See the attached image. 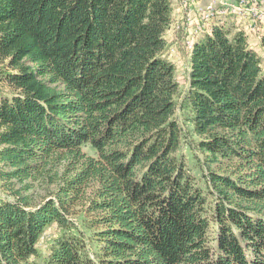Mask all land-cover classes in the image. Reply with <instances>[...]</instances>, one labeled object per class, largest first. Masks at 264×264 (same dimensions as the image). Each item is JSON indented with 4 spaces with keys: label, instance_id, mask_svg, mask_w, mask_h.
I'll use <instances>...</instances> for the list:
<instances>
[{
    "label": "trees",
    "instance_id": "obj_1",
    "mask_svg": "<svg viewBox=\"0 0 264 264\" xmlns=\"http://www.w3.org/2000/svg\"><path fill=\"white\" fill-rule=\"evenodd\" d=\"M173 22L171 0H0V264H264L261 58L213 26L181 91Z\"/></svg>",
    "mask_w": 264,
    "mask_h": 264
},
{
    "label": "rangeland",
    "instance_id": "obj_2",
    "mask_svg": "<svg viewBox=\"0 0 264 264\" xmlns=\"http://www.w3.org/2000/svg\"><path fill=\"white\" fill-rule=\"evenodd\" d=\"M176 1L180 2V4L177 2L179 6L178 9L174 10V22L170 30H168V32L165 34V38L170 46L165 56L167 60H169L175 65V76L177 82L180 85L181 91L187 88L186 78L189 66L185 54L189 50L188 47H191L194 41L199 40L201 37L200 34L203 33V31L215 21H221V23H219L220 26L223 25V23L225 22L224 24L230 26L232 29H234L233 27L242 28L243 30L241 29V31H243L246 36L248 35L247 39L249 41L250 46L260 56L262 69L264 70V50L260 48L258 43L260 42L259 39H261V37L264 35V24L259 23L253 18H250L249 15H240L239 12L207 13V18H205L204 21H201V10L197 9L194 5V7L190 4L183 5L182 0ZM197 2H199L202 8L209 5V0H198ZM187 13L193 15H191L188 19V16L186 15ZM234 17H236V19ZM222 18H225L226 21H224V19L222 20ZM178 25H180L181 29L183 28L182 31H179L177 29ZM8 94V89L5 85L2 84V82H0V99L5 97L9 98L10 96ZM192 166V162H190L189 168H191ZM8 199V195L2 189H0V202ZM55 235V229H51L46 232L45 238H43L40 242V250L43 253L47 250V243L49 242L50 238Z\"/></svg>",
    "mask_w": 264,
    "mask_h": 264
},
{
    "label": "built area",
    "instance_id": "obj_3",
    "mask_svg": "<svg viewBox=\"0 0 264 264\" xmlns=\"http://www.w3.org/2000/svg\"><path fill=\"white\" fill-rule=\"evenodd\" d=\"M182 1L183 5H194L201 10V21L207 18V13L239 12L240 15H249L250 18L264 24V0H209V5L204 8L200 6L198 0Z\"/></svg>",
    "mask_w": 264,
    "mask_h": 264
},
{
    "label": "crops",
    "instance_id": "obj_4",
    "mask_svg": "<svg viewBox=\"0 0 264 264\" xmlns=\"http://www.w3.org/2000/svg\"><path fill=\"white\" fill-rule=\"evenodd\" d=\"M201 1H202V0H201ZM171 2H172V7H173V20H174V19H175V18H174V10H175V9H178V6H179L178 3L180 4V2H178V1H176V0H171ZM177 2H178V3H177ZM205 2H206V1H205ZM205 2H204V3H205ZM202 3H203V2H202ZM205 4H206V3H205ZM191 11H192V10H191ZM184 14H185V13H184ZM186 15L188 16V19H189V17H190L191 15H193V14H190V13L188 14V13H187ZM234 18L236 19V17H234ZM218 19H221V18H218ZM223 19H224V21H226L225 18H222V20H223ZM237 20H238V19H237ZM219 23H221V21H220V22H219V21H215V22L211 23L210 26H209L208 28H206V29L203 31V33L200 34V36H201L200 39H202L205 35L209 34L210 31H211V28H212L213 26H217V25L220 26ZM224 23H225V22H224ZM224 23H223V25H224V26H227V25L224 24ZM246 23H248V22H246ZM223 25H221V26H223ZM235 25H236V24H235ZM233 26H234V25H233ZM171 27H172V26H171ZM227 27L230 28V26H227ZM240 27H241V25H240ZM233 28H234V30L236 29V30H240V31H241V29H242V28H235V27H233ZM242 30H243V29H242ZM245 35H246V34H245ZM247 36H248V35H247ZM200 39H199V40H200ZM193 40H194V39H193ZM247 40H248V39H247ZM259 40H260V39H259ZM248 43H249V41H248ZM258 43L260 44V42H258ZM249 45H250V44H249ZM250 47H251V46H250ZM251 48H252V47H251ZM252 49H253V48H252ZM253 50H254V49H253ZM254 51H255V50H254Z\"/></svg>",
    "mask_w": 264,
    "mask_h": 264
}]
</instances>
